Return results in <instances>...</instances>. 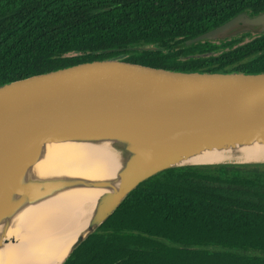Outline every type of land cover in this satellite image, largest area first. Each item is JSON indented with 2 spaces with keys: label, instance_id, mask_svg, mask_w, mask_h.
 <instances>
[{
  "label": "trees",
  "instance_id": "1",
  "mask_svg": "<svg viewBox=\"0 0 264 264\" xmlns=\"http://www.w3.org/2000/svg\"><path fill=\"white\" fill-rule=\"evenodd\" d=\"M263 10L264 0H0V84L104 61L264 72V33L184 45L240 12ZM245 35L253 37L235 44ZM89 195L72 207L77 224L92 208ZM29 260L30 253L19 264ZM63 264H264V163L159 172Z\"/></svg>",
  "mask_w": 264,
  "mask_h": 264
},
{
  "label": "water",
  "instance_id": "2",
  "mask_svg": "<svg viewBox=\"0 0 264 264\" xmlns=\"http://www.w3.org/2000/svg\"><path fill=\"white\" fill-rule=\"evenodd\" d=\"M248 32L264 33V10L240 12L184 45ZM107 138L116 140L123 155L119 186L97 203L88 230L62 264L152 176L172 167L220 164L183 163L205 149L264 141V72L182 71L104 61L0 84V222L11 209L12 195L20 197L17 208L73 185H109L108 180L69 178L21 182L39 144Z\"/></svg>",
  "mask_w": 264,
  "mask_h": 264
},
{
  "label": "bare ground",
  "instance_id": "3",
  "mask_svg": "<svg viewBox=\"0 0 264 264\" xmlns=\"http://www.w3.org/2000/svg\"><path fill=\"white\" fill-rule=\"evenodd\" d=\"M113 138L98 141L62 140L39 144L36 158L26 169L21 182L36 183L59 178L108 180L106 186L73 185L44 199L14 208L18 195L10 199L9 213L0 222V264H19L30 253L28 263L60 264L79 235L88 230L97 203L114 191L124 165L122 152ZM264 162V141L237 144L235 147L205 149L183 163ZM236 164V163H235ZM90 190V212L77 224L79 209L72 207ZM73 219L66 230L63 227ZM53 232L52 239L38 244ZM37 247V248H36ZM36 248V249H35Z\"/></svg>",
  "mask_w": 264,
  "mask_h": 264
},
{
  "label": "rangeland",
  "instance_id": "4",
  "mask_svg": "<svg viewBox=\"0 0 264 264\" xmlns=\"http://www.w3.org/2000/svg\"><path fill=\"white\" fill-rule=\"evenodd\" d=\"M243 34H241V35H238V36H236V37H240V36H242ZM252 35H245L244 37H241V40L240 41H238V42H236L235 44H241V43H245V42H247L248 40H250V39H252ZM47 239V238H46ZM46 239H44V240H42L38 245H45L46 244Z\"/></svg>",
  "mask_w": 264,
  "mask_h": 264
}]
</instances>
